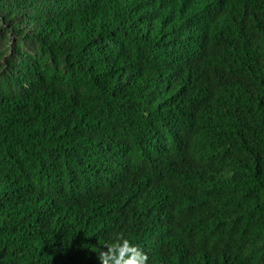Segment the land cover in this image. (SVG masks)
<instances>
[{
    "label": "trees",
    "instance_id": "trees-1",
    "mask_svg": "<svg viewBox=\"0 0 264 264\" xmlns=\"http://www.w3.org/2000/svg\"><path fill=\"white\" fill-rule=\"evenodd\" d=\"M264 264V0H0V264Z\"/></svg>",
    "mask_w": 264,
    "mask_h": 264
},
{
    "label": "clouds",
    "instance_id": "clouds-1",
    "mask_svg": "<svg viewBox=\"0 0 264 264\" xmlns=\"http://www.w3.org/2000/svg\"><path fill=\"white\" fill-rule=\"evenodd\" d=\"M102 245L98 252L100 264H147L148 256L137 244L117 234Z\"/></svg>",
    "mask_w": 264,
    "mask_h": 264
}]
</instances>
